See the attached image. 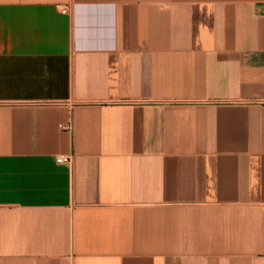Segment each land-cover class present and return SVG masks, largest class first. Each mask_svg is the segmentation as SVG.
<instances>
[{
	"label": "crops",
	"instance_id": "0c3cea01",
	"mask_svg": "<svg viewBox=\"0 0 264 264\" xmlns=\"http://www.w3.org/2000/svg\"><path fill=\"white\" fill-rule=\"evenodd\" d=\"M0 264H264V0H0Z\"/></svg>",
	"mask_w": 264,
	"mask_h": 264
},
{
	"label": "built area",
	"instance_id": "2783aa9c",
	"mask_svg": "<svg viewBox=\"0 0 264 264\" xmlns=\"http://www.w3.org/2000/svg\"><path fill=\"white\" fill-rule=\"evenodd\" d=\"M63 13H66L67 12V9H63V11H62ZM68 160L67 159H63V158H59V159H57V162L58 163H63V162H67Z\"/></svg>",
	"mask_w": 264,
	"mask_h": 264
}]
</instances>
